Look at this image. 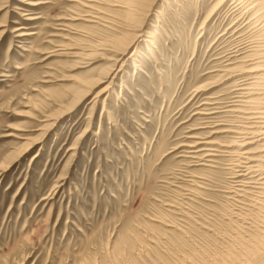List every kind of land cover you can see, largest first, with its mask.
<instances>
[{"label":"rangeland","instance_id":"obj_1","mask_svg":"<svg viewBox=\"0 0 264 264\" xmlns=\"http://www.w3.org/2000/svg\"><path fill=\"white\" fill-rule=\"evenodd\" d=\"M255 3L0 0V264H264Z\"/></svg>","mask_w":264,"mask_h":264},{"label":"bare ground","instance_id":"obj_2","mask_svg":"<svg viewBox=\"0 0 264 264\" xmlns=\"http://www.w3.org/2000/svg\"><path fill=\"white\" fill-rule=\"evenodd\" d=\"M224 1V0H222ZM251 1V0H250ZM240 2V1H239ZM255 2V1H254ZM219 3H222V2H219ZM249 3V2H248ZM224 4V3H223ZM235 4V3H234ZM242 4V3H241ZM250 4V3H249ZM237 5V4H236ZM245 5V4H244ZM247 5V4H246ZM250 6V5H249ZM251 7H254V8H259V14H257V20L260 21V22H264V7H262V4L260 2H257L256 0V3L254 6H251ZM242 8V7H241ZM250 9V7H248ZM253 9V8H252ZM246 10V9H245ZM235 11V10H234ZM244 11V10H243ZM254 11V10H253ZM258 12V11H257ZM256 16V15H255ZM253 16V17H255ZM256 19V18H255ZM255 24H257L255 22ZM240 25V24H239ZM258 25V24H257ZM264 25V23L262 24ZM261 25V26H262ZM253 27V26H252ZM251 27V28H252ZM255 27V26H254ZM264 29V27L262 28ZM254 31V30H253ZM138 35H141V34H138ZM259 36L260 39H264V30L260 33L259 32ZM259 39V38H257ZM250 40V39H249ZM259 41V40H258ZM261 44H254L251 46L250 49H248L247 47L245 48H239L238 50L235 49V51H240V50H243V53L245 54V58H248L250 57L249 55L254 53L255 56L257 57L258 56V60L253 62V63H248V65L250 66H246V70L244 69V74L246 72L247 76H244L243 78V81L246 82V83H241V84H238V87L236 89H234L236 91V94L234 95V99L229 103L230 105H226V106H233L234 108L232 109H227V110H230L231 112L233 113H236L235 115H239V117H242V118H246L244 117L245 113H250V115H253L252 117H248L250 118L251 120L249 121H244V123H247L248 126L246 124H242L238 127V134H244L245 135V139L242 143H239L237 145L241 146V148L245 147L247 144H251L250 140L251 138L255 139V137L258 138V136L264 134V87H259L260 85H264V40L262 42H259ZM251 44V43H250ZM133 45V44H132ZM246 45V44H245ZM131 47V44L125 46L122 50H125L127 48H130ZM250 47V46H249ZM247 48V49H246ZM122 52V51H121ZM242 53V52H240ZM121 54H125V52L121 53ZM121 56V55H120ZM122 57V56H121ZM252 57V56H251ZM256 57H254L256 59ZM238 58V57H237ZM252 58V60L254 59ZM122 60H124V58L122 57ZM247 60H250V59H247ZM243 61V60H242ZM246 61V60H245ZM119 63V59L115 60V63ZM124 62V61H123ZM122 62V63H123ZM252 64V65H251ZM117 66V65H116ZM115 66V67H116ZM121 66V65H120ZM121 70V69H120ZM114 71V70H113ZM119 71V70H118ZM227 71H230V70H227ZM110 72V71H109ZM112 73V72H111ZM241 74V73H240ZM112 75V74H111ZM114 77V76H113ZM239 83V82H237ZM240 85V86H239ZM107 89V88H106ZM105 89V90H106ZM104 90V91H105ZM108 90V89H107ZM255 91H259L257 94L259 95H263V97L261 98V104L258 106V108L260 109H257L255 111H252V112H245L244 110H242V108L240 109V107L242 105H244L245 102H247V100H245V98L249 95V94H254ZM101 95V94H100ZM260 98V97H259ZM252 99V98H251ZM250 101V100H249ZM251 102V101H250ZM253 102V101H252ZM257 102V101H256ZM248 104V103H247ZM250 104V103H249ZM253 105V104H251ZM258 105V104H257ZM243 107V106H242ZM225 110V109H224ZM236 119V118H235ZM46 120V119H45ZM242 120V119H241ZM242 122V121H241ZM259 130H254V129H258ZM217 131V130H216ZM225 131H231L229 129H226ZM235 131V132H236ZM214 132V131H213ZM221 132V131H220ZM248 135H250V137H248ZM253 136V137H252ZM264 136V135H262ZM241 137V136H240ZM261 139V138H260ZM204 143V142H203ZM216 143V142H215ZM204 144H212L211 145H207L206 148L204 149H200V150H206V156H213V153H215L217 151V148L214 147V141L211 143H207L205 142ZM235 144V142H234ZM217 153V152H216ZM243 153V152H242ZM242 153L240 155H242ZM248 153H251V152H248ZM237 154V153H236ZM249 156V155H248ZM247 155H242V158L243 159H246V161H241V159H239L240 163L238 164V175L240 173H243L245 170H252L254 168V165L251 163L250 160V157H248ZM211 158V157H210ZM208 159L209 161H211V159ZM236 160V159H235ZM233 161V160H232ZM253 161V160H252ZM264 161V160H262ZM236 163V162H235ZM262 164V163H261ZM233 166V165H232ZM237 166V164H236ZM256 166V165H255ZM235 167V166H233ZM244 170H243V169ZM237 169V167H236ZM230 170L232 171V169L230 168ZM258 170V169H257ZM260 170V169H259ZM237 173V172H236ZM248 173V172H247ZM233 174V173H232ZM246 174V173H245ZM237 175V176H238ZM252 176H256V175H253ZM235 177V176H234ZM242 181V180H241ZM263 182V181H262ZM248 183V182H247ZM250 183V182H249ZM260 183V182H259ZM264 183V182H263ZM261 183V184H263ZM245 186V185H244ZM260 186V185H259ZM264 187V185H262ZM253 187V186H252ZM260 188V187H259ZM262 189V187H261ZM233 190V189H232ZM242 190V189H241ZM235 191V190H234ZM253 191V190H252ZM262 198V197H261ZM259 200V199H258ZM259 203V202H258ZM260 204L264 206V199H262L260 201ZM262 207V206H261ZM264 209V208H263Z\"/></svg>","mask_w":264,"mask_h":264}]
</instances>
